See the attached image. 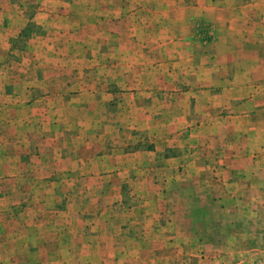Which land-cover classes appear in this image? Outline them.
Instances as JSON below:
<instances>
[{"label":"rangeland","instance_id":"374dc122","mask_svg":"<svg viewBox=\"0 0 264 264\" xmlns=\"http://www.w3.org/2000/svg\"><path fill=\"white\" fill-rule=\"evenodd\" d=\"M33 1L21 0L28 20L0 47V114L9 112L0 115V264H198L180 262L179 246L163 242L157 229L174 222V206L187 205L205 179L237 176L238 169L264 176V134L208 131L199 122L158 133L157 118L172 115L181 94L144 80L157 72L175 82L207 72L222 82L235 76L182 54L226 40L253 50L254 3L241 4L246 31L224 37L225 0H116L114 13L108 0H95L89 19L73 25L65 20L82 8L78 0ZM165 1L171 14L158 13ZM36 39L51 47L48 54L31 52ZM241 71L255 80L254 69ZM196 108L204 112L189 100L188 110ZM217 112V122L228 114ZM169 159L176 162L162 164Z\"/></svg>","mask_w":264,"mask_h":264},{"label":"crops","instance_id":"0c3cea01","mask_svg":"<svg viewBox=\"0 0 264 264\" xmlns=\"http://www.w3.org/2000/svg\"><path fill=\"white\" fill-rule=\"evenodd\" d=\"M94 1L78 0L76 3L82 8L75 17L68 18L72 21L65 20L68 25H73L76 20L82 18L89 19L85 18V11L88 5L94 4ZM42 3L45 6L50 5L47 0H43ZM164 3L166 1L162 2L163 7L158 9V13L171 14L169 7L168 10L164 8ZM223 3L228 6L224 15V21L227 24L224 37L225 35L231 36L234 32L246 31L243 16L245 7L241 5L246 4V0H225ZM252 3H254V14L257 20L256 26L251 29L257 37L252 39L253 50L250 49V45L248 49L245 44H242L243 41L234 47L226 40L224 44L216 48L199 45L192 52L182 54V59L190 64L192 62L206 65L220 64L228 70L233 69L236 72L235 76L227 74V77L223 76L226 79L222 82V77H208L209 72H207L205 78L190 76L191 79L175 82L174 79L161 77V74L157 72L153 73L155 77L144 80L149 85H156L157 88L163 87L181 94L179 98L181 102L170 106L172 115L157 118L158 133L182 132L199 122L206 126L208 131H216V127L220 126V128L223 127L221 132L248 130L259 134V137L261 133L264 134V0H252ZM20 4L21 0L20 2L0 0V47H7L8 38L14 36L19 30L21 21L28 20V17H25L23 11L19 9ZM106 4L110 5L109 13L118 10L116 0H108ZM132 4H148V0H133ZM168 4L174 5V2L169 1ZM236 5L238 7H234ZM104 10L107 11V8L101 9V11ZM38 15L40 19H46L48 14L38 13ZM39 49L48 54L51 47L47 48L36 39L30 50L38 54ZM156 57L159 58V55ZM209 69L212 71L213 68L209 66ZM244 69H254L255 80L247 81L244 72L241 71ZM184 83H187L186 88H182ZM178 85L181 86L176 87ZM192 99L199 106L204 107V112L199 108H196L194 112L188 110V101ZM221 107L227 109L228 114L221 122H217L215 118ZM177 108L180 112L176 116ZM13 112H17L21 117L20 110L14 109ZM3 113L5 116L9 112L4 110L0 115L3 116ZM30 126L32 128H29V132L31 130L36 132L33 125ZM15 131L21 133L19 125H16ZM28 147H31L30 144ZM15 150L18 154L14 157L21 158L20 148L16 146ZM240 156L237 155V157ZM257 157L256 163L259 164L262 156L257 154ZM31 158L29 162L35 166L37 162L33 160V157ZM178 160H185V156L180 155ZM137 161L144 160L138 159ZM175 162L169 159L167 162L163 161L162 164L166 166L167 163ZM66 163L68 162H62V164ZM36 174V169H30L27 175L37 176ZM243 174L244 172L238 169L237 176H221L217 179L210 176L211 179H205L204 190L195 189L187 205L176 204L174 206L176 216L173 215L172 224L161 223L157 229L158 235L163 242H170L169 240L172 239V244L179 246L177 255H175L180 262L186 258L195 260L198 264H264V176H243ZM201 210H204L205 214L203 223L200 222L199 212Z\"/></svg>","mask_w":264,"mask_h":264}]
</instances>
